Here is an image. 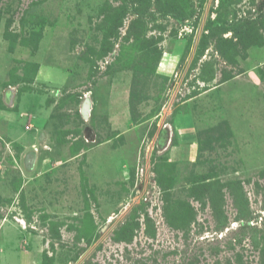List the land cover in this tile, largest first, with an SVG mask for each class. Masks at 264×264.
Masks as SVG:
<instances>
[{"label":"rangeland","instance_id":"1","mask_svg":"<svg viewBox=\"0 0 264 264\" xmlns=\"http://www.w3.org/2000/svg\"><path fill=\"white\" fill-rule=\"evenodd\" d=\"M0 264H264V0H0Z\"/></svg>","mask_w":264,"mask_h":264},{"label":"crops","instance_id":"2","mask_svg":"<svg viewBox=\"0 0 264 264\" xmlns=\"http://www.w3.org/2000/svg\"><path fill=\"white\" fill-rule=\"evenodd\" d=\"M180 127H182V126H180ZM189 128H191L190 125H187V126H183V127H182L183 130H187V129H189Z\"/></svg>","mask_w":264,"mask_h":264}]
</instances>
